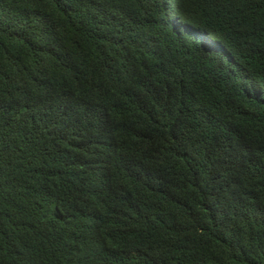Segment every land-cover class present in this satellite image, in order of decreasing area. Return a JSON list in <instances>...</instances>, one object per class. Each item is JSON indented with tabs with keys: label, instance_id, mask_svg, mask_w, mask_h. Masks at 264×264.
<instances>
[{
	"label": "trees",
	"instance_id": "16d2710c",
	"mask_svg": "<svg viewBox=\"0 0 264 264\" xmlns=\"http://www.w3.org/2000/svg\"><path fill=\"white\" fill-rule=\"evenodd\" d=\"M0 264H264V0H0Z\"/></svg>",
	"mask_w": 264,
	"mask_h": 264
}]
</instances>
